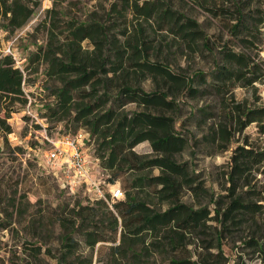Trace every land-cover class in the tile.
Returning <instances> with one entry per match:
<instances>
[{"label":"trees","instance_id":"obj_1","mask_svg":"<svg viewBox=\"0 0 264 264\" xmlns=\"http://www.w3.org/2000/svg\"><path fill=\"white\" fill-rule=\"evenodd\" d=\"M210 1L213 6L206 9L214 17L227 13L229 33L242 49L228 44L212 49L201 24L165 0H110L84 18H66L55 5L46 9V40L29 57L45 64L50 100L43 104L44 117L83 129L90 156L108 182H120L124 196L110 206L103 197L86 195L85 203L56 213L55 252L52 247L43 250L45 242L37 236H25L24 264H48L43 253L54 264H223V235L245 224L254 230L244 243L264 254V206L256 201L264 196L252 182L255 171L262 168L264 173V142L255 144L245 134L233 147L226 172L228 199L221 204L220 195L213 201L214 216L207 203L198 200L195 205L182 198L185 192L196 199L207 193L188 162L176 159L188 144L176 126L182 97L219 96L220 112L206 137L220 146L219 151L227 150L234 135L251 124L264 135V104L259 102L264 91V41L258 48L251 36L262 26L264 40V9L254 0L201 3ZM227 1L232 6H224ZM40 3L0 0V30L10 34L24 26ZM173 47L188 56L207 51L214 57V69H171L161 57ZM9 49L0 51L4 133L12 131L7 119L13 106L28 101L22 87L24 71ZM237 87L251 89V98L236 99ZM199 111L210 116L204 108ZM144 141L151 152L135 151ZM211 220L219 227L211 226ZM210 228L214 233L207 247L218 252L195 254L193 239L206 238Z\"/></svg>","mask_w":264,"mask_h":264},{"label":"rangeland","instance_id":"obj_2","mask_svg":"<svg viewBox=\"0 0 264 264\" xmlns=\"http://www.w3.org/2000/svg\"><path fill=\"white\" fill-rule=\"evenodd\" d=\"M108 1L110 0H41L40 5L34 9L24 26L10 34L0 30V51L3 54L7 47L14 50L15 63L24 71L26 81L22 87L28 99L25 105L13 106V111L7 119L12 131L0 132V264H24L22 243L25 236H37L45 242L43 250L45 247H52L55 252L59 242V227L54 221L55 214L62 210L68 211L77 202L85 203L86 195H95V192L89 190L88 185L85 184L74 188L64 187L60 171L52 169L45 161L47 151L55 144L68 135L72 136L84 130H74L69 122L58 123L44 117L43 104L50 100V90L47 89L48 83L43 74L45 64L31 62L29 57L46 40V9L55 5L57 10L63 11L66 18H84L88 11L98 7L99 3ZM165 1L174 9L186 13L201 24L212 49L217 50L223 44L242 49L238 41L229 33L231 21L227 13L220 11L218 16L214 17L206 9L209 7L205 6H213V1H210L208 5H202L201 0ZM254 1L255 6L264 9V0ZM216 4H220L219 1H216ZM224 6L230 7L232 4L227 1ZM250 26L253 25L250 24ZM259 30H253L251 36L256 39L258 48H261L264 41L261 34L262 26ZM255 51L257 50H252L253 53ZM180 52L177 47L168 48L161 60L175 71L189 73L192 69H200L210 73L214 69V57L207 51L189 56ZM255 86L260 93L261 85L256 83ZM234 96L236 99H250L251 89L237 87L234 90ZM259 102L264 104V91ZM201 108L206 110L207 116L210 115L208 118L204 116L205 112L199 111ZM219 112V96L209 93L201 98L182 97L176 118L178 130L188 139L186 148L176 155V159L179 162H188L190 169L197 173L207 189L206 195L199 199L192 197L188 192H185L182 198L195 205L198 200H201L203 204L207 203L211 209V216H214L213 201L218 200L220 195H223L221 204L228 199L225 196L229 185L226 172L233 147L241 143L245 134H248L249 140L255 144L264 142V135L257 132L255 124H251L241 134L234 135L227 150L219 151L220 146L207 139L209 127L217 120ZM0 115L2 116L3 113L1 112ZM134 150L139 153L151 152L147 141L136 145ZM87 153L90 151L87 150ZM90 171L91 179L105 181L103 191L109 193L106 185L108 175L95 163L91 164ZM153 173L157 174L158 169H154ZM253 174L252 182L256 183L255 188L264 196L262 168ZM117 183L121 185L120 182ZM256 201L264 206V200ZM261 218L264 223V211ZM210 224L213 227H219L216 220H211ZM253 230L254 227L245 224L239 228H232L230 232L223 235L221 240L225 258L223 264H264L263 252L260 253L256 248L248 247L244 243L247 236L253 234ZM213 233L214 229L210 228L207 239L203 236L193 239L191 246L195 254L218 252L216 247H207ZM42 256L48 264H54V259L49 255L43 253Z\"/></svg>","mask_w":264,"mask_h":264},{"label":"built area","instance_id":"obj_3","mask_svg":"<svg viewBox=\"0 0 264 264\" xmlns=\"http://www.w3.org/2000/svg\"><path fill=\"white\" fill-rule=\"evenodd\" d=\"M5 51L10 52L9 47ZM86 137L87 133L83 131L64 137L47 151L45 161L49 167L60 171L61 182L64 187L74 188L82 184L88 185V189L94 191L95 196L103 197L111 206L113 201L123 198V190L117 182H108L106 185L109 188V193H104L103 184L105 181L91 179L90 168L95 161L87 153V148L84 146ZM107 194H109L108 197Z\"/></svg>","mask_w":264,"mask_h":264}]
</instances>
